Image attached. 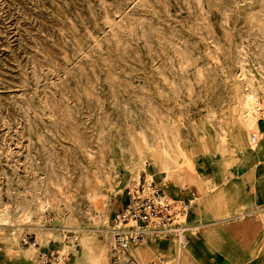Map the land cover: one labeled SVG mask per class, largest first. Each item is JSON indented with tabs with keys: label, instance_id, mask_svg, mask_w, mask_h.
<instances>
[{
	"label": "rangeland",
	"instance_id": "obj_1",
	"mask_svg": "<svg viewBox=\"0 0 264 264\" xmlns=\"http://www.w3.org/2000/svg\"><path fill=\"white\" fill-rule=\"evenodd\" d=\"M251 81L260 100L264 0H0L7 246L37 264L20 244L31 234L64 264H110L112 215L128 182L148 178L143 160L175 195L153 156L200 193L258 151L259 124L243 130L240 118ZM150 245L144 262L157 257Z\"/></svg>",
	"mask_w": 264,
	"mask_h": 264
},
{
	"label": "crops",
	"instance_id": "obj_2",
	"mask_svg": "<svg viewBox=\"0 0 264 264\" xmlns=\"http://www.w3.org/2000/svg\"><path fill=\"white\" fill-rule=\"evenodd\" d=\"M257 128L262 134L258 151H252L250 160H243L228 169L227 173L219 171L220 175L213 177L218 183L216 188L200 193L196 188V195V191L190 193L178 188L176 183L167 182L177 192L172 197L194 199V206L187 219L189 244L177 261L176 244L169 240L173 237H153L143 245L145 254L147 247L152 244L155 250L152 253L157 255L156 258L168 260V264L171 256V262L175 264H264L263 120L260 119ZM119 208L120 204L116 210ZM6 238L0 235V264H34L33 258L25 252L12 251L7 246ZM47 247L56 248L41 245L42 249ZM139 250V247L134 249V253L144 262L139 256ZM157 264L165 263L161 261Z\"/></svg>",
	"mask_w": 264,
	"mask_h": 264
},
{
	"label": "built area",
	"instance_id": "obj_3",
	"mask_svg": "<svg viewBox=\"0 0 264 264\" xmlns=\"http://www.w3.org/2000/svg\"><path fill=\"white\" fill-rule=\"evenodd\" d=\"M256 110L264 121V97L256 104ZM257 139V134L252 135ZM120 208L115 210L110 226L112 242L109 251L110 264H157L168 260L155 258L142 262L134 249L145 244L151 237L172 236L177 247L176 260L189 244L187 219L194 206V201L172 197L167 190L147 179H131L123 197ZM20 244L38 250L37 264H64L67 255L56 248H41L37 238L31 234L20 237Z\"/></svg>",
	"mask_w": 264,
	"mask_h": 264
},
{
	"label": "bare ground",
	"instance_id": "obj_4",
	"mask_svg": "<svg viewBox=\"0 0 264 264\" xmlns=\"http://www.w3.org/2000/svg\"><path fill=\"white\" fill-rule=\"evenodd\" d=\"M248 86H249L248 90L245 92V94L242 98V102H241L242 115L240 116V118H241V125H242L241 127L243 130L244 129L248 130L251 126L260 124L259 123L260 119L258 118V113L256 110V104L259 101V97H260V95H259L260 94V92H259L260 86L257 87V84L252 82V81L248 83ZM251 133H252V135L254 134L253 132H251ZM180 152H181V156L183 157V159L185 161H188V162L192 161L190 155L181 146H180ZM164 158L165 157H163L161 153L158 155H155V157L153 156L154 161L159 166L160 172L165 173V176L163 177L164 182H167V181H169V177H171L170 162ZM147 165H148L147 161L143 160L141 167H142L143 171L146 172L148 178H150V179L147 178V180L152 181V182H156L153 178L154 177L153 172L148 169ZM177 166H179V165H177ZM182 167L183 166L179 167L180 169H178L177 171L181 170ZM190 168L192 169L194 174L197 173L196 169L193 166H190ZM187 169H189V168L187 167ZM188 171H190V170H188ZM192 200L194 201V199H192ZM152 238L153 237H151V239ZM161 238L169 239V237H166L164 235L160 236V237H155V239H161ZM169 240L173 241V243L176 244L174 238H172V239L170 238ZM149 246H151V245H149ZM152 248H154L153 245H152ZM99 258H100V254L94 255V257H93V259H99Z\"/></svg>",
	"mask_w": 264,
	"mask_h": 264
}]
</instances>
